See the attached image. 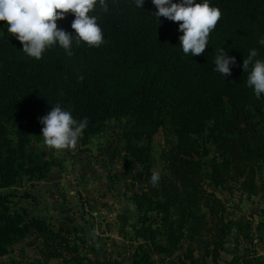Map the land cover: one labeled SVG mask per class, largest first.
Listing matches in <instances>:
<instances>
[{
    "label": "trees",
    "instance_id": "1",
    "mask_svg": "<svg viewBox=\"0 0 264 264\" xmlns=\"http://www.w3.org/2000/svg\"><path fill=\"white\" fill-rule=\"evenodd\" d=\"M208 2L221 10L222 18L199 56L184 55L178 23L161 17L158 24L151 0H144L142 8L135 6V0H106V12L97 4L91 14L98 17L105 43L99 47L73 43L71 56L57 45L39 60L30 58L18 40L0 34V190L48 171L50 161L27 145L32 137H42L38 118L59 102L75 119L87 117L83 139L100 133L109 119H128L127 151L148 175L144 190L133 195L143 211L136 233L150 241L156 252L166 251V246L155 242L157 234L163 233L173 250L186 223L201 224L200 205L216 215L220 201L205 190L204 178L221 186L227 175L243 177V184L254 191L255 175L258 171L261 177L264 169V134L258 129L264 120V95L256 98L247 86L242 64L253 48L257 58L264 59V46L258 42L264 37V0ZM73 19L68 14L58 25L74 34ZM0 29L7 30L5 22L0 21ZM219 47L236 59L227 77L213 70ZM159 128H167L172 140L162 151L165 170L154 186L150 141ZM209 142L213 156L211 170L205 172L201 158L208 155ZM259 189L264 191L263 182ZM7 201L0 192V264H11L2 259L8 247L32 231L57 239V245L70 254L71 264H113L96 254H81L67 236L55 234L43 217L28 218L24 209L10 212ZM148 213L158 219L146 225ZM218 219L225 229L227 224ZM152 223H158L156 228ZM132 257L134 264H152L145 250L135 251ZM249 262L245 256H234L225 264Z\"/></svg>",
    "mask_w": 264,
    "mask_h": 264
},
{
    "label": "rangeland",
    "instance_id": "2",
    "mask_svg": "<svg viewBox=\"0 0 264 264\" xmlns=\"http://www.w3.org/2000/svg\"><path fill=\"white\" fill-rule=\"evenodd\" d=\"M0 34L8 35L4 29ZM128 122L127 118L109 119L100 133L86 139L82 135L74 148L60 152L49 151L42 137H32L28 149L43 153L51 165L40 178L27 177L0 190L8 198V210L24 209L28 218L43 217L55 234L67 236L81 254H96L113 264H134L132 254L139 250L150 253L152 264H225L234 256H245L249 264H264V191L258 190L264 183V169L261 177L258 171L255 175L254 191L243 184V177L227 175L221 186L204 178L205 190L220 201L216 215L200 205L197 214L204 219L200 225L189 221L182 227L184 235L175 249H170L163 233L156 235L155 242L166 246L164 252L154 251L150 241L137 235L143 211L135 205L133 195L144 190L148 175L127 151ZM258 129L264 134V120ZM171 140L167 128L152 135V173H164L162 151L170 147ZM206 147L209 153L201 158L202 168L210 172L213 144ZM147 215L150 221L146 225L158 219L155 213ZM173 216H177L176 209ZM219 217L227 224L225 229ZM157 224L152 223V228ZM57 244V239L32 231L13 242L2 259L11 264H71L70 254ZM56 252L60 254L55 256Z\"/></svg>",
    "mask_w": 264,
    "mask_h": 264
},
{
    "label": "clouds",
    "instance_id": "3",
    "mask_svg": "<svg viewBox=\"0 0 264 264\" xmlns=\"http://www.w3.org/2000/svg\"><path fill=\"white\" fill-rule=\"evenodd\" d=\"M151 3L155 6L156 11L152 14L158 24L161 17L178 23V30L182 33L179 45L185 56L204 54L210 35L222 18L218 7L211 6L208 0L199 3L196 0H179L176 3L173 0H151ZM97 4L107 11L106 0H0V21L6 23L8 35L21 43L22 51L30 58L39 60L47 50L57 45L71 56L73 43L77 47L81 44L99 47L105 43L98 17L91 14ZM143 4L144 0H135L137 8H142ZM68 14L74 16L71 22L74 34L58 25V21ZM258 42L264 46V37ZM257 57V50L250 49L247 57L243 58L242 69L247 73V86L259 99L264 95V59ZM235 64V57L228 55L224 47L216 49L215 72L223 77L230 76L231 66ZM38 119L43 125L40 130L43 145L54 152L74 148L88 124L87 117L75 119L59 102ZM159 179L160 173L153 171L150 182L155 186Z\"/></svg>",
    "mask_w": 264,
    "mask_h": 264
}]
</instances>
